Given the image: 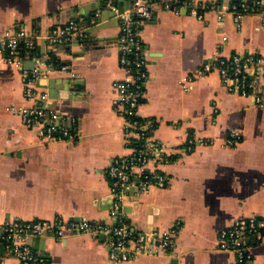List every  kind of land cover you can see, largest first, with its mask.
I'll return each instance as SVG.
<instances>
[{"label":"crops","instance_id":"crops-1","mask_svg":"<svg viewBox=\"0 0 264 264\" xmlns=\"http://www.w3.org/2000/svg\"><path fill=\"white\" fill-rule=\"evenodd\" d=\"M108 1L0 0V35L20 27L41 33L31 49L20 47L22 67L0 54L1 219H53L61 214L116 221L107 171L128 150L123 118L112 103L114 83L125 73L119 61L117 15L103 8ZM113 1L118 6L127 2L110 0V7ZM189 1L198 6L217 1L224 7L232 2ZM96 13L100 21L92 16ZM71 19L79 22L83 37L67 45L52 44L46 33ZM141 37L148 78L139 114L155 118L153 135L181 153L161 167L170 185L147 192L132 188L123 211L136 231L174 225L179 231L172 253L142 254L124 264H175L174 259L176 264H232L235 254L218 248L219 231L238 217L264 213V106L229 92L217 72L201 71L218 56L250 51L264 56V20L245 14L238 23L230 17L219 21L210 11L200 20L185 8L178 14L157 4ZM36 57L47 72L36 85L47 92L48 106L61 115L60 123L80 126L78 143L41 139L11 110L37 103L25 97L22 81L23 70L33 68ZM65 64L70 71L60 69ZM187 75L195 81L184 90L180 83ZM230 129L238 130L241 140L226 146ZM189 135L196 142L185 149ZM27 239L49 264H114L103 235L58 238L43 231ZM249 239L254 254L250 264H264V240ZM2 254L0 264H20L10 249L4 247Z\"/></svg>","mask_w":264,"mask_h":264},{"label":"built area","instance_id":"built-area-1","mask_svg":"<svg viewBox=\"0 0 264 264\" xmlns=\"http://www.w3.org/2000/svg\"><path fill=\"white\" fill-rule=\"evenodd\" d=\"M157 4L178 14L185 8L190 15L200 20L207 11L214 12L219 21L230 17L238 23L245 14L257 15L264 20V0H236L227 7L217 1L198 6L189 0H129V5L118 13L119 61L125 76L114 83L115 96L112 101L114 109L123 118L124 139L128 152L116 156L107 171L114 198L111 215L116 221L113 224L90 219H67L61 214L53 219L11 221L0 218V242L11 250L20 264H49L45 257L27 243L28 237L43 231L58 238L73 234L93 238L103 235L104 241L110 247V261L114 264H124L142 254L173 252L179 225L166 230L136 231L125 221L126 215L123 211V205L132 188H137L139 192H147L155 186L161 188L169 186L170 178L161 167L169 164L176 154L181 153V149L175 145L166 144L153 135L157 128L155 118L142 117L138 111L147 92L148 78L141 29L146 20L152 17L153 7ZM83 35L79 22L74 19L56 25L46 33L50 42L58 46L72 43ZM40 36V32L30 27L8 29L0 35V54L5 53L7 63L22 67L20 47L31 49L34 40ZM223 39L226 40L227 37L224 36ZM215 59L211 63H205L201 72H217L229 92L252 97L256 105L264 106L262 54L256 51L245 54L237 52L228 57L218 56ZM41 65V58L36 57L35 66L22 72L24 95L37 103L11 107V110L22 117L27 127L36 129L41 139L78 143L82 138L80 126L60 123L61 115L48 106L47 92L36 85L38 78L47 75ZM60 69L71 70L66 64ZM194 81V76L187 75L180 84L184 90H189ZM189 136L185 141V149L193 147L196 142L194 137ZM240 140L241 133L236 129H230L224 144L233 146ZM198 142L210 143L204 139ZM149 234L151 241L148 243L146 239ZM250 236L264 240V213L238 217L230 226L222 228L219 231L218 248L235 254L232 264H250L254 257Z\"/></svg>","mask_w":264,"mask_h":264},{"label":"water","instance_id":"water-1","mask_svg":"<svg viewBox=\"0 0 264 264\" xmlns=\"http://www.w3.org/2000/svg\"><path fill=\"white\" fill-rule=\"evenodd\" d=\"M220 1H222V0H220ZM230 1H236V0H230ZM110 0L107 2V3H103V8L104 9H108V10H111V11H113L114 13H115V15H117V18H118V13H120V12H122V10H123V8L126 6V5H129V0H127V2H126V5L125 6H123V5H119L118 6V4H117V1L115 2V1H113V7H110ZM230 4V2L226 5V6H228ZM92 16H95L96 17V19H97V21H100V17H99V14H93ZM134 189V188H133ZM133 189H131L130 190V193H132L133 192ZM136 190H138L137 188H135ZM113 206V205H112ZM115 218V217H114ZM12 221V220H11ZM147 231L148 232H150V231H153V227L152 226H149V227H147ZM29 238V237H28ZM147 242L149 243L150 241H151V235L149 234V235H147ZM27 243H29L28 242V239H27ZM30 244V243H29ZM4 247H5V244L3 243V242H0V256L1 255H3L2 254V252H3V250H4ZM1 262V261H0ZM176 259H174L173 260V263H175L176 264Z\"/></svg>","mask_w":264,"mask_h":264},{"label":"trees","instance_id":"trees-1","mask_svg":"<svg viewBox=\"0 0 264 264\" xmlns=\"http://www.w3.org/2000/svg\"><path fill=\"white\" fill-rule=\"evenodd\" d=\"M24 53H25V50H24ZM125 221L130 223V221H129V219L127 217L125 218Z\"/></svg>","mask_w":264,"mask_h":264}]
</instances>
